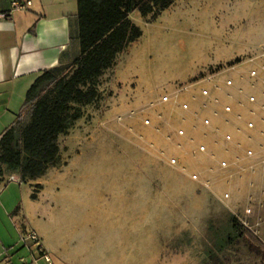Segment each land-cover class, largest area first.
Segmentation results:
<instances>
[{"label": "rangeland", "instance_id": "1", "mask_svg": "<svg viewBox=\"0 0 264 264\" xmlns=\"http://www.w3.org/2000/svg\"><path fill=\"white\" fill-rule=\"evenodd\" d=\"M132 20L142 35L100 76L97 100L82 107V116L68 134L58 136L59 161L67 165L60 173L49 170L43 181L51 182L53 174L73 177V168L86 161L95 170L118 162L151 168L158 173L159 198L175 200L174 250L168 253L180 257L189 253L197 264H264L247 251L242 237L218 252L216 260L209 259L218 238L235 234L231 215L264 243V0H175L155 19L134 10ZM207 58L216 61L206 62ZM204 61L200 72L188 78ZM116 65L126 95L136 99L126 110L107 112L115 104ZM251 69L256 77L249 75ZM202 79L212 81L211 92L204 85L207 95L201 93ZM226 79L232 84L226 85ZM195 81L201 83L192 84ZM178 86L184 89L172 97ZM164 94L170 96L167 101L161 100ZM249 95H255L256 102H249ZM189 99L196 104L193 113ZM225 105L231 111H225ZM208 106H213L215 121L196 117ZM163 115L165 121L159 119ZM249 120L252 128L246 125ZM179 129L183 134L177 133ZM122 131L124 138L119 136ZM88 134L95 137L87 141L83 136ZM104 135L109 139L101 140ZM248 148L252 156L245 154ZM117 151H125L126 158L103 157ZM222 161L227 165L221 166ZM95 173L91 182H97ZM9 176L2 169L0 184Z\"/></svg>", "mask_w": 264, "mask_h": 264}, {"label": "crops", "instance_id": "2", "mask_svg": "<svg viewBox=\"0 0 264 264\" xmlns=\"http://www.w3.org/2000/svg\"><path fill=\"white\" fill-rule=\"evenodd\" d=\"M12 1L0 0V14H4L0 15V137L15 119L36 76L42 70L59 76L80 54L76 0H30L23 11L10 10ZM114 82L115 104L107 112L126 110L136 99L126 95L117 65ZM201 82L211 92L212 81ZM188 95L184 93L186 99ZM260 101L258 97L256 105ZM195 105L189 99L190 113ZM196 117L215 121L213 106L199 109ZM159 119L165 121V115ZM254 119L256 124L261 122L259 115ZM119 136L126 134L122 131ZM83 137L91 141L95 136ZM126 155L117 151L103 157L119 160ZM122 164L95 170L91 161L80 162L73 168V177L53 174L51 182L43 178L51 169L60 173L61 167H50L41 177L25 181L10 172L0 184V264H197L189 253L180 257L167 252L174 250L175 200L159 198L158 173ZM94 173L97 182L90 181ZM160 185L168 190L167 183ZM177 203L184 206L183 201ZM28 231L36 234L40 248L24 238Z\"/></svg>", "mask_w": 264, "mask_h": 264}, {"label": "trees", "instance_id": "3", "mask_svg": "<svg viewBox=\"0 0 264 264\" xmlns=\"http://www.w3.org/2000/svg\"><path fill=\"white\" fill-rule=\"evenodd\" d=\"M174 1L76 0L80 54L61 75L42 70L33 80L15 119L0 137V172H17L25 181L65 165L59 161L58 136L68 134L82 116V107L97 100L100 76L142 35L130 13L137 10L155 19ZM38 187L31 197H36ZM230 219L235 234L218 238L209 259L216 260L218 252L242 237L247 251L264 263V243L234 215Z\"/></svg>", "mask_w": 264, "mask_h": 264}, {"label": "built area", "instance_id": "4", "mask_svg": "<svg viewBox=\"0 0 264 264\" xmlns=\"http://www.w3.org/2000/svg\"><path fill=\"white\" fill-rule=\"evenodd\" d=\"M30 4H31V1H30V0H13V1L11 2V4H10V10H22V11H23V10H27ZM0 15L3 16L4 14H0ZM249 75H250L251 77H256V76H257V72H256V70H255V69H251V70L249 71ZM225 84H226V85H231V84H232V80H231V79H226V80H225ZM182 89H184V86H178V87L175 89V93L182 91ZM201 93H202L203 95H207V94H208V89H207V88H202V89H201ZM169 98H170V96H169L168 94H164V95H162L161 100H162V101H167ZM247 99H248V101L251 102V103L256 102V97H255V95H249ZM181 106H182L183 108H187V104H186V103H182ZM224 110L227 111V112L231 111V106H230V105H225V106H224ZM251 112H252V110H251ZM144 122H145V123H149V120L145 119ZM203 123H204V124H208V123H209V119H208V118H203ZM246 125H247V127L252 128V127L254 126V122L251 121V120H249V121H247ZM177 133L181 135V134H183V130H182V129H179V130L177 131ZM224 137H225V139L228 140V139H230V134H225ZM198 149H199L200 151H203V150H205V146H204V145H199V146H198ZM245 154H246L247 156H252V155H253V150L250 149V148H248V149L245 150ZM170 162L174 164V163H176V159H175V158H171V159H170ZM262 163L264 164V158L262 159ZM226 165H227V163H226L225 161H222V162H221V166H226ZM191 177H192L193 179H196V178H197V175H196V174H192ZM245 212H246V213H250V212H251V209H250V208H246V209H245ZM24 238H25L26 240H30V241L33 242L38 248H40L39 240H38L36 234H35L33 231H28V232H26ZM43 254L45 255V253H43Z\"/></svg>", "mask_w": 264, "mask_h": 264}]
</instances>
